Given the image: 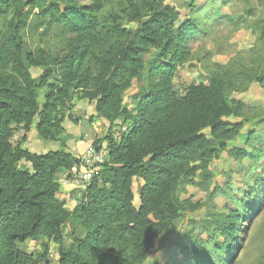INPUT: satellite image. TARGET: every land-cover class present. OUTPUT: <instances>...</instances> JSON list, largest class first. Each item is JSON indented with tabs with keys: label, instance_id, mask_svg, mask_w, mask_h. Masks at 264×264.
Returning <instances> with one entry per match:
<instances>
[{
	"label": "trees",
	"instance_id": "1",
	"mask_svg": "<svg viewBox=\"0 0 264 264\" xmlns=\"http://www.w3.org/2000/svg\"><path fill=\"white\" fill-rule=\"evenodd\" d=\"M80 1L87 0H0V17L12 14L10 33L0 41V264H50L47 245L37 255L21 247L41 238L59 245L57 264H144L155 241L176 230L181 177L211 180L212 161L242 135L244 124L229 120L240 108L232 103V94L241 90L238 78L218 70L183 98L174 90L179 69L190 60L188 43L211 18L204 5H195L199 0H190V16L183 21L181 8L166 0H127L126 15H111L107 24H98L100 0ZM35 8L39 26L75 34L79 46L61 56L27 50L19 34ZM122 18L136 27H123ZM254 79L264 80L247 78ZM134 83L138 92L125 103L122 96ZM42 90L47 91L40 103ZM83 100L94 104V117L107 129L91 144L104 157L68 211L57 197L58 176L75 172L83 161L67 151L62 124L71 118L64 112ZM118 123L126 132L119 138L110 133ZM18 128L25 134L33 128L59 149L37 154L12 146ZM135 179L143 182L138 207ZM72 220L83 236L65 246L62 232ZM241 220L232 211L218 221L216 232L233 240ZM190 241L184 239L182 260L174 264H199L204 244ZM223 248L217 243L208 255Z\"/></svg>",
	"mask_w": 264,
	"mask_h": 264
},
{
	"label": "rangeland",
	"instance_id": "2",
	"mask_svg": "<svg viewBox=\"0 0 264 264\" xmlns=\"http://www.w3.org/2000/svg\"><path fill=\"white\" fill-rule=\"evenodd\" d=\"M100 1L103 6L98 15V24L109 23L111 15H126L123 12L127 8V0ZM222 1L213 0L210 4L205 0L196 2L198 7L205 6L204 11L211 18L188 43L190 60L179 69L174 79V90L183 98L190 86L206 82L218 70L225 71L224 75L229 79L238 78L235 83L241 84V90L232 94V103L234 107L236 104L240 105V108L238 116H232L229 120L244 124L242 135L229 142L227 150L212 161L211 180H202L198 174L181 177L175 191V200L180 205L176 230L162 241H155L153 251L144 264L181 262V248L185 246L184 239L187 240L188 237L190 242L204 244L203 250L198 254L201 259L199 264L210 260L214 264H264V80L262 83L256 79L247 80L254 75L256 78L261 75L264 78V0H227L224 5L221 4ZM166 3L181 8L182 21L190 16V0H166ZM80 4L89 5L90 1H80ZM30 10V6L25 7L26 12ZM32 11L28 26L19 34L27 50L61 56L68 54L72 47L79 46L81 40L75 34H67L60 27L39 26L36 22L39 11L37 8ZM10 12L0 17V41L5 34L10 33ZM120 25L126 28L136 27L124 18ZM32 74L36 77L40 72L32 71ZM49 83L55 82L50 80ZM46 91L40 92V103L43 102ZM137 92L138 88L134 83L123 94L124 102H130ZM72 105L70 111L64 112L65 117L69 114L71 118L65 119L62 124L65 129L62 139L68 141L79 135H89V140L93 143L107 132L103 124L92 127V120L89 119L94 112L93 103L83 100ZM119 126L118 123L110 129V133L117 138L126 134L125 128ZM32 129L27 140V134L22 128H18L15 133L23 135L16 145L23 147L27 140L28 150L37 154H45L54 145L59 148L58 143L40 140ZM76 156L81 159L79 155ZM100 163L92 167L83 164L71 174L58 176L61 187L57 197L64 202L66 210L71 211L80 202L88 182L86 177L90 181L99 170ZM22 165L26 168L30 166L25 162ZM142 186L141 180L133 181L135 207L140 203ZM232 211H238L242 216L233 240L219 236L216 232L219 228L218 221ZM82 236L79 222L72 220L63 229L62 244L69 246L75 238ZM217 243L224 246L223 251L215 257L208 255ZM44 245L49 250L47 261L57 264L59 245L55 242L41 238L26 242L21 247L37 255L42 253Z\"/></svg>",
	"mask_w": 264,
	"mask_h": 264
},
{
	"label": "crops",
	"instance_id": "3",
	"mask_svg": "<svg viewBox=\"0 0 264 264\" xmlns=\"http://www.w3.org/2000/svg\"><path fill=\"white\" fill-rule=\"evenodd\" d=\"M90 116H91V118L89 120L90 121L92 120L91 121V124H92V127L93 128H94V125L95 124L96 125H99V124L102 125L103 124V122L100 119L94 117L95 116V113L94 112ZM32 130H34V129H32ZM30 132H31V130L28 133H26L27 134V140H28V136H29V133ZM76 137L75 138L68 139V141H66L67 151H69V152H71L73 154L79 155L82 160L83 159H86V157L90 153H92V150H91L92 140H89V138H90L89 135L88 136L79 135V137H77V138ZM27 140H26V143L23 144V147L28 150ZM43 142H45V141H43ZM53 147L54 148H52V149H48L47 152H49V151H55V150H58L59 149V148H56L55 145Z\"/></svg>",
	"mask_w": 264,
	"mask_h": 264
},
{
	"label": "built area",
	"instance_id": "4",
	"mask_svg": "<svg viewBox=\"0 0 264 264\" xmlns=\"http://www.w3.org/2000/svg\"><path fill=\"white\" fill-rule=\"evenodd\" d=\"M23 133V131H21ZM23 134L19 135V133H15L9 140L10 144L12 146H15L20 138L22 137ZM104 157L103 153H95L94 151H92V153H90L86 159H83V164L87 167H92L100 162H102V159ZM82 164V165H83ZM87 178H89L88 176L86 177V181H89Z\"/></svg>",
	"mask_w": 264,
	"mask_h": 264
}]
</instances>
